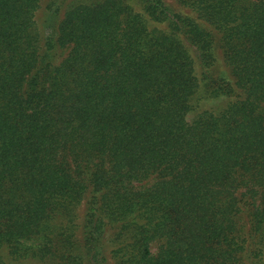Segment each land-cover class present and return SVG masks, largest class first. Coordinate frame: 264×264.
<instances>
[{
    "label": "trees",
    "instance_id": "16d2710c",
    "mask_svg": "<svg viewBox=\"0 0 264 264\" xmlns=\"http://www.w3.org/2000/svg\"><path fill=\"white\" fill-rule=\"evenodd\" d=\"M39 3L0 0V264H264V0L76 1L44 37Z\"/></svg>",
    "mask_w": 264,
    "mask_h": 264
},
{
    "label": "rangeland",
    "instance_id": "374dc122",
    "mask_svg": "<svg viewBox=\"0 0 264 264\" xmlns=\"http://www.w3.org/2000/svg\"><path fill=\"white\" fill-rule=\"evenodd\" d=\"M76 1L87 2L89 0H40L39 8L37 9L35 13V19L37 22L38 30L41 32L42 37H44L46 32H49V30H47V27H48V24L50 23L48 22H51V24L57 25V23L63 17L66 6L70 4L71 2H76ZM51 18L53 21H51ZM215 103L216 102H208L204 105V108L208 109ZM214 106H216V104ZM83 213H84V204H82L78 209V216H79L78 224L81 223V218L83 216ZM107 241L108 239L105 236V242L107 243ZM109 250L110 249L108 248V250H106V253L107 251L109 252ZM5 264H56V263L40 262L37 260L16 261V260L6 257ZM109 264H111L110 261H109Z\"/></svg>",
    "mask_w": 264,
    "mask_h": 264
}]
</instances>
